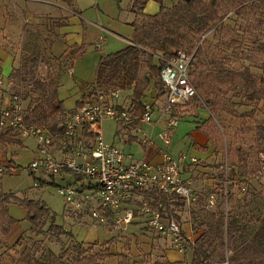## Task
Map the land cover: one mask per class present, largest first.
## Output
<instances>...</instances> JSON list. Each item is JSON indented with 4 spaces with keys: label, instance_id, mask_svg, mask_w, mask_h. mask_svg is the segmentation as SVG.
I'll return each instance as SVG.
<instances>
[{
    "label": "rangeland",
    "instance_id": "obj_1",
    "mask_svg": "<svg viewBox=\"0 0 264 264\" xmlns=\"http://www.w3.org/2000/svg\"><path fill=\"white\" fill-rule=\"evenodd\" d=\"M130 1L76 0L80 9V17L63 32L60 28L68 22V10H61L60 17L55 19L47 16L48 14L45 19H42L39 13L34 16L33 14L36 10L49 12V14L58 10L57 6L46 2L70 8L65 1L0 0V5L9 20V22L6 21L0 9L2 77L5 82L10 81L9 83L12 84L7 91H4L0 86V116L2 109L9 105L12 93L18 92L25 104L28 102L31 104L33 98L50 94V92L45 93V89L39 88V85L36 86L35 81L48 83L59 79L60 83L62 82L59 87V97L64 100L68 109L76 107L77 101L93 98L89 94L92 86L95 85L96 69L100 58L123 49L133 37L134 28L131 23L134 21L135 15L129 8ZM173 1L167 0L171 6L174 4ZM154 2L151 0L148 4L150 7L154 5L158 8L159 4ZM23 4H26L27 8ZM246 6L242 16H237L234 11L229 12L224 21L229 28H219L205 35L203 39L206 37L209 39L211 55L213 51L221 57L226 55L229 57L232 67L238 69L249 67L256 75L264 76V22L263 24L257 22L259 17L264 20V8L259 5L252 6L251 1ZM249 25L255 26L248 30ZM39 32L42 35H38ZM51 36L54 38L53 41ZM100 38L107 42L104 50L96 46ZM234 38H237L239 43L228 42L225 44L226 41ZM43 39H46V42ZM78 45H85L84 51H81L82 47ZM45 47L46 53L41 54L40 51ZM75 51L78 54L82 53L73 65V60L76 57L72 55V52ZM220 51H224V53H220ZM156 54L155 59L158 61L159 57ZM13 62L14 68H20L24 62L29 66L27 68L30 73L27 75V80L18 81L14 78L8 80ZM124 75L125 73L121 71L118 78L109 80L106 84L95 87V89L108 95L117 88L124 89L115 83V81L119 82V78ZM87 84H92L89 89L86 87ZM128 94L129 91L122 90L123 98H128ZM130 96L132 98V95ZM222 98L224 106L217 112L205 102L200 93L199 97L179 107L177 111L180 125L173 139L171 150L176 154L183 149L180 152L197 157L202 163V165H198H201V170L197 168L200 171L199 175L198 173L193 174L194 186L199 193L198 201L180 206L172 204L174 207L172 209L180 218V222L193 238H198L202 230L206 229L205 223H212L214 227L217 224L226 227V223L228 224L233 213H240L241 227L245 223H250L253 215L264 213V178H259L251 171L257 161V151L260 149V145H264V139L258 131L259 124L264 120V114L260 109L261 105L242 100L232 92L228 94L226 100L224 96ZM164 100V96L158 97L157 91L151 86L142 98V102L152 103L154 122L148 126L138 119H132L130 122L105 119L102 123L105 141L116 142L119 146V140L126 144L136 142L145 148L144 151L148 149V145L142 142L145 137L143 133L149 134L150 131L153 132V128L158 122L162 120L165 122V119L160 116ZM247 111L253 112V114L250 115ZM205 120L207 123L202 134H206V129H215L216 133L213 134V137L208 135L209 139L203 144L201 140L207 134L202 135L196 128ZM138 127L142 128L144 132L138 133L136 131ZM148 127L152 129H148ZM194 131L199 132L193 135ZM183 136L184 138L181 139ZM22 140V146L12 148L18 167L16 166V170H11L0 176L1 188L5 192H14L19 198L45 201L54 212L56 222L62 225L68 233L61 236V241L49 230L40 236L36 235L37 233L29 228L30 222L27 219L26 208L19 203H12L10 212L18 221L12 226L7 238L3 237L0 231L2 264H11V257L16 259L19 257V249L24 246L13 245L22 234H25L22 240L23 245H28L33 240H41L40 243L44 247L59 254L65 249L72 248L75 241H78L93 244L95 249L109 248L114 254L125 252L129 255L131 264L134 262L152 264L156 260H169L173 264L190 263V253L182 255L170 241L148 227H144L141 222L135 223L128 231L121 234L110 231L109 227L80 226L77 217L68 212L63 197L57 192L56 185L50 184L49 175L29 171L31 161L38 156L37 142L34 137L25 136L22 137ZM154 140V145H156V137ZM139 145H133L131 150L128 146L127 151H132L139 158L142 153ZM237 147L241 148L237 149ZM2 148L0 146V150ZM216 169L220 172L219 184H214L213 181L212 172ZM233 169L239 173L235 180L231 179V170ZM226 170L229 179L228 194H226V184L224 183ZM185 176L189 177L190 175L185 174ZM44 181L48 182L47 185L44 184ZM57 182L61 181L58 179ZM212 194L217 198V206L214 210L208 206V200ZM65 218H68L71 223ZM225 241L228 242L227 233ZM169 251L172 255L176 253L177 256L169 258ZM177 253L181 256L179 257ZM227 256H231L230 251L227 252ZM117 261L118 257H109L106 259V264H117ZM213 261L215 264H235L229 259L221 263L218 256Z\"/></svg>",
    "mask_w": 264,
    "mask_h": 264
},
{
    "label": "trees",
    "instance_id": "obj_2",
    "mask_svg": "<svg viewBox=\"0 0 264 264\" xmlns=\"http://www.w3.org/2000/svg\"><path fill=\"white\" fill-rule=\"evenodd\" d=\"M63 1L76 11L75 0ZM149 1H133L131 5V11L135 15V19L131 23L134 28L133 37L123 49L100 58L95 79L98 86L118 78L120 72L123 71L125 75L115 83L124 89H117L132 90L134 109L137 114L143 113L145 107L142 98L151 86L157 91L158 97H163L166 93L161 80V70L165 63L163 60L158 59L157 61L155 54L158 53L156 54L158 57L170 59L178 51L184 50L193 53L192 81L205 102L212 106L214 111L217 112L218 109L223 108L224 99L222 97L224 96L226 100L228 94L232 92L242 100L261 105L260 109L264 114V76L256 75L249 67L243 69L232 67L230 59L226 55L221 57L213 51L212 56L209 39L207 37L203 39L205 35L219 28H229L224 23L229 12L234 11L237 16H242L249 1L252 6L259 5L264 8V0H174L172 6L167 3V0H153L159 3V12L145 14L144 9ZM257 22L263 24L264 20L259 17ZM254 26L249 25L248 30ZM47 33L50 34L48 31ZM38 35L42 34L39 32ZM43 41L46 42V39ZM228 42L239 43V40L237 38L230 39L225 44ZM40 52L45 54L46 47ZM221 52L224 53V51ZM72 55L77 56L78 53L75 51L72 52ZM27 67L29 66L24 62L20 68H13L8 80L10 78L18 81L27 80V75L30 73ZM0 74H2L1 62ZM128 74L130 77L127 78ZM35 84L39 85V88L45 89V93L50 92V94L33 98V103L25 104L18 92L12 93L18 95L25 105V122L28 125H44L53 133H61L63 131L62 119L69 110L66 108L64 100L59 97V87L61 86L59 79L48 83L35 81ZM2 88L7 91L5 86ZM83 104L84 101H77L76 108ZM247 112L250 115L253 114V112ZM206 123L207 120L201 122L196 129L202 131ZM258 131L264 139V120L259 124ZM205 132L207 136L213 137L216 130L206 129ZM22 145L23 140L18 130L0 126V146L3 147L0 150V176L12 168L17 169L18 165L12 148ZM240 148L237 147V149ZM259 148L257 153L261 150L264 151V145H260ZM256 163L251 170L253 172L257 169ZM238 174L236 170H231V179L235 180ZM49 177L51 178L50 183L56 185L55 175L49 174ZM76 181L82 183V178L77 175ZM138 192L148 201H151L152 198L154 204L162 201V211L174 215L180 222V218L172 208H174L173 205H185L186 201L183 198L177 195L165 197L157 191ZM12 203H19L26 208L27 219L30 222L29 228L35 231L36 235L40 236L49 230L61 241V236L68 233L62 225L56 222L54 212L45 201L19 198L14 192H5L0 184V231L3 237L7 238L12 226L18 221L11 215L10 206ZM239 217L240 213L231 215L230 221L228 220V224L226 223V227L224 226L226 231L222 224H217L214 227L212 223H205L206 229L202 230L198 238H195V246L188 251L191 254L189 264H215L213 259L216 256L220 258L221 263L229 259L235 264H264V213L253 215L250 223H245L242 227ZM252 224L254 225L252 226ZM226 233L228 242L225 241ZM24 236L25 234H22L13 245L24 247L19 249L17 259L10 258L11 264H106V259L114 256L118 257L117 264H131L129 255L125 252L114 254L109 248L95 249L93 244L75 241L72 248H69L71 250L65 249L59 254L44 247L40 243L41 240H33L28 245H23ZM229 251L231 256H227ZM2 262L3 258L0 256V264ZM133 264L148 263L134 262ZM152 264L173 263L169 260H156Z\"/></svg>",
    "mask_w": 264,
    "mask_h": 264
},
{
    "label": "built area",
    "instance_id": "obj_3",
    "mask_svg": "<svg viewBox=\"0 0 264 264\" xmlns=\"http://www.w3.org/2000/svg\"><path fill=\"white\" fill-rule=\"evenodd\" d=\"M104 44L105 40L101 39L97 47L102 48ZM159 60L165 63L161 80L166 93L160 111L165 124L158 134L162 145L155 160L142 158L128 162L126 153L118 145L105 141L102 130L105 119L116 122L138 119L149 126L154 122L152 103H144V112L137 114L132 98H123L122 90L112 91L108 95L96 90L98 84L95 82L89 94L93 98L84 100L82 106L64 115L61 133H53L44 125H28L25 122V105L16 94L11 95L9 105L2 109L0 126L12 127L22 137L32 136L36 140L38 156L29 165L31 173L54 174L55 177L64 178L70 175L74 178L70 183H57L56 189L63 197L68 212L77 217L80 226L109 227L110 231L121 234L141 222L144 227L170 241L184 255L195 246L196 239L174 215L162 211V201L154 204L152 198L148 201L138 192L157 191L165 197L177 195L186 203H195L199 199L193 174L199 175L197 168L201 170V160L186 152L174 154L170 150L180 124L177 115L179 107L199 97L191 78L193 53L181 50L170 59L159 56ZM9 82H5L0 74V86L9 90ZM92 84H87V89ZM136 131L144 132L139 127ZM143 134V144L154 146L152 131ZM219 173L218 169L212 172L214 184L220 183ZM185 174L190 176L186 177ZM254 174L264 178L263 150L257 153ZM77 175L82 178V183L76 181ZM228 182L226 170V194ZM208 206L213 210L216 208L217 198L214 194L210 196Z\"/></svg>",
    "mask_w": 264,
    "mask_h": 264
},
{
    "label": "crops",
    "instance_id": "obj_4",
    "mask_svg": "<svg viewBox=\"0 0 264 264\" xmlns=\"http://www.w3.org/2000/svg\"><path fill=\"white\" fill-rule=\"evenodd\" d=\"M133 1L134 0H131L130 2H129V8H130V10H131V5H132V3H133ZM151 1V0H150ZM150 1L148 2V3H150ZM153 1V0H152ZM47 4H50V5H53V6H57V8H58V10H54L55 12H51L52 14H49V12H41V10H36V11H34V14H33V16L36 14V13H39V14H41V18L42 19H45L46 18V15L47 16H49L50 18H53V19H55L56 17H60V14H61V10H68V12H69V14H68V16H69V18H68V22L67 23H65V25L64 26H62L60 29H62L63 30V32H64V30H66L67 28H70V26L77 20V18L78 17H80V9L78 8V5L76 4V0H75V4H76V11H74V10H72V9H70V8H65V7H62L61 5H59V4H56V3H49V2H46ZM147 3V5L145 6V9H144V13L145 14H156V13H158L159 12V9H160V5L158 6V8L157 7H154V5H152V7H150V5ZM155 3V2H154ZM157 3V2H156ZM168 3V2H167ZM159 4V3H158ZM21 5V4H20ZM24 5V7H26L27 8V5L26 4H23ZM0 7H1V5H0ZM1 10H2V12H3V14H4V17H5V19H6V21H8L9 22V20H8V18L5 16V11L2 9V7L0 8ZM133 13V12H132ZM134 14V13H133ZM36 19H37V17H35ZM131 39V38H130ZM100 40H101V38L99 39V42H100ZM54 42H55V40H54ZM54 42H53V44H54ZM98 42V43H99ZM130 43V42H129ZM106 44H107V42L105 41V44H104V46L102 47V48H100L101 50H104L105 49V47H106ZM96 45V44H95ZM79 46V45H78ZM97 46V45H96ZM53 47V46H52ZM79 47H82V49H81V51H84V49H85V45H80ZM99 48V47H98ZM71 50V49H70ZM69 51V50H68ZM82 52H80L77 56H75L76 58L73 60V65H75V63H76V61H77V58H78V56L81 54ZM1 62V61H0ZM99 64V63H98ZM98 67V66H97ZM1 68H2V65H1ZM13 68H14V62H13V65H12V70H13ZM12 72V71H11ZM96 72H97V69H96ZM95 79H96V76H95ZM61 85H62V82H61ZM127 91H129V94L127 95L128 97H131L130 95H132V93H133V91L132 90H127ZM76 107H74L73 109H68L69 111L70 110H74ZM158 116L156 115V118H157ZM163 124H165V122H163V120L161 121V122H158L157 123V125L153 128V135L156 137V145H152V146H149L148 147V149H146L145 151H144V149L145 148H143L142 146H140L138 143H136V142H132V143H122L120 140H119V142H120V146L116 143V142H113V143H115L116 145H118L125 153H126V155H127V161L128 162H133V161H136V160H140V159H142V158H145V159H148V160H155V159H157V152H158V150H159V148H160V146L162 145V142H161V140L159 139V136H158V134L160 133V131L162 130V126H163ZM180 125V124H179ZM147 128V127H146ZM150 127H148V129H149ZM150 129H152V128H150ZM178 129H179V126L177 127V129H176V132H175V135H176V133H177V131H178ZM134 132H136V131H134ZM197 132H199V131H194V132H192V134L194 135L195 133L197 134ZM179 133H180V131H179ZM199 133H201L202 134V131H200ZM195 134V135H196ZM204 134V133H203ZM202 134V135H203ZM175 135H174V137H175ZM186 135V134H185ZM184 135V136H185ZM206 134H204V136H205ZM184 136L181 138V139H183L184 138ZM174 137H173V139H174ZM196 137V136H195ZM209 138H208V136L206 135L205 137H204V139H202L201 140V142L204 144L205 142H207V140H208ZM173 142V141H172ZM133 145H139L140 147H141V149H142V153H141V157H139L138 158V156H136L135 155V153H133L132 151H127V148H128V146H130V150L133 148L132 146ZM179 147H181L180 146V144H179ZM170 150H171V147H170ZM181 150H183V149H181ZM180 150V151H181ZM172 151V150H171ZM180 151H178L176 154H178ZM173 153V152H172ZM70 177V178H69ZM58 179H59V181H61V182H67V183H70V182H73L74 181V178L72 177V176H70V175H67L65 178L64 177H56L55 178V181H56V183H61V182H57L58 181ZM47 183L48 182H44V184L45 185H47ZM51 184V183H50ZM68 222L70 221L68 218H65ZM69 223H71V222H69ZM171 253H170V251L168 252V257L170 258V256H174V257H176L177 255H176V253H175V255H170ZM177 254H179V253H177ZM181 255L179 254V257H180Z\"/></svg>",
    "mask_w": 264,
    "mask_h": 264
}]
</instances>
